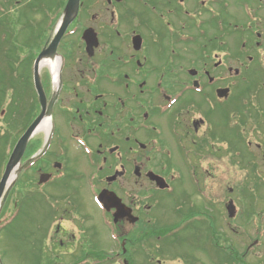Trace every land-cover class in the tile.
<instances>
[{
	"label": "flooded vegetation",
	"instance_id": "af4514ba",
	"mask_svg": "<svg viewBox=\"0 0 264 264\" xmlns=\"http://www.w3.org/2000/svg\"><path fill=\"white\" fill-rule=\"evenodd\" d=\"M77 9L57 73H40L48 149L37 157L38 133L20 163L32 159L17 201L28 185L26 203H48L49 253L62 238V258L75 256L67 263L102 254L98 264H264V0H79ZM29 92L13 101L26 109L13 105L15 132L40 113ZM85 190L125 206L117 222L115 208L99 209L110 250L94 246ZM160 195L177 223L156 230Z\"/></svg>",
	"mask_w": 264,
	"mask_h": 264
},
{
	"label": "rangeland",
	"instance_id": "374dc122",
	"mask_svg": "<svg viewBox=\"0 0 264 264\" xmlns=\"http://www.w3.org/2000/svg\"><path fill=\"white\" fill-rule=\"evenodd\" d=\"M52 3H54V1H52ZM24 15L26 16H24L22 20H29L28 13ZM1 16H2V13L0 12V17ZM39 21H40V24H42L43 22L45 23V19L44 20L41 19ZM27 31L28 30L22 29L21 35L17 38V42H20L21 44L24 43L28 47L31 48L32 52H31L30 59L32 60V57L35 56L40 51L39 49L41 48V45L46 35L41 34L37 30L30 29L28 32ZM21 53L22 55L28 56L30 54V50L29 48H22ZM27 76H29L28 70L25 73L26 78ZM262 79L263 78H260L259 81H261ZM252 82H254V84L252 85V88H254V86L257 85L258 80L256 82L253 80ZM4 83L5 82H2V83L0 82V101H1V94L3 91L2 89H3ZM28 85H29V82H28ZM250 86H251V83H247L246 89H249ZM17 90H18V97L21 96L29 100V97H30L29 90L31 89L27 87V84L24 85L22 82H18L16 91ZM240 93H241V90L235 91V98L238 97ZM18 97L15 96V98H18ZM242 98L240 97L239 99H242ZM244 98H246V100L249 99L248 95L244 96ZM7 101H8V97H7L6 102ZM24 102H25L24 100L19 99L16 103V106H15V102L13 105L16 108L21 105L22 111L26 112V109L24 107ZM13 113H14V109L11 108V110L5 114L7 116L6 120L10 124L11 129L8 128L10 132L11 130H13L11 127V123L13 120ZM1 124H2V120L0 117V134L4 132L9 133L7 130V127L5 125L2 126ZM13 133L14 132H12L11 134ZM21 134L22 132L20 133V135ZM17 137L18 135L14 137V140ZM5 144H6V139H4V143L0 141V162L2 160V156L4 153ZM1 169L3 170V167H0V171ZM17 191L18 189H16L15 191H13V193L10 194V196L8 197L9 200L7 199L8 201H6L7 203H5L6 206L4 205L5 207L0 212V264H37L40 258L39 245H41L42 243V237H41L42 235L40 236L39 230H36V228H38L39 223L44 222L45 230L49 232V234L50 233L53 234V226H54V224L52 223L53 219L49 216L47 219H44L46 216L45 214H49L47 213V210L45 208L41 207L43 212H40L38 206L30 205L27 208L25 207V210L22 212L20 217H17V220H14L13 222L12 220L9 221L8 217L11 214L12 206L14 203V200H13L15 196L14 193ZM63 193L66 194L67 192L65 191ZM70 196H72V192H70ZM160 197L162 198L161 199L162 203L160 205L162 206L164 211L161 215L155 214L156 217H159V218L156 223L157 226L153 225L154 228L156 229L159 228V230L167 229L169 228L168 226L174 225L177 223L176 217L173 214V209H172L173 200L165 199L166 197H163V195H160ZM79 200L83 206L82 208L83 215L87 216V218H89V216L91 215L93 216L95 220V223H94L95 228H92V234L95 235V240H96L95 242L96 245L94 244L95 248L107 249V250L112 249L113 246L110 243V241H108L107 233L104 230V222H105L104 216L101 213V211L98 209L97 205L93 204L94 202L93 197L89 198V195L87 194L85 190L80 193ZM29 204H33V203L31 202ZM92 227H93V222H92ZM90 231H91V228H90ZM250 236H252V234H250ZM61 241H64V240H62L61 238L56 243H53V241H51V244H50L51 249H52L51 252L53 254L62 256L63 253H61L62 248L60 246ZM154 248H160L159 244ZM185 248L189 249L188 246H186ZM65 259L66 261H71V260L73 261V259H75V256L73 255V258L65 257Z\"/></svg>",
	"mask_w": 264,
	"mask_h": 264
},
{
	"label": "water",
	"instance_id": "95a60500",
	"mask_svg": "<svg viewBox=\"0 0 264 264\" xmlns=\"http://www.w3.org/2000/svg\"><path fill=\"white\" fill-rule=\"evenodd\" d=\"M73 1V0H72ZM70 10V7L68 8V11ZM74 10V9H73ZM70 14H72V10H70L69 12ZM70 18V16H66L64 23L62 24V26H60L59 30H58V36L57 38L54 39L53 43L49 46V49H47L46 51H43L42 54L39 57V61L43 58V57H50L53 58V56L55 55V48H56V44L59 40V37L61 36V34L64 32V28L66 26V23L68 21V19ZM64 25V26H63ZM38 61V63H39ZM37 63V65H38ZM36 83H37V90H38V94L40 96V101L42 104V115L41 117L29 128V130L27 131V133L25 134V136L20 140V142L18 143V145L16 146L15 150L13 151L9 163L7 165L6 168V173L2 179V181L0 182V199L2 198V194L3 191L5 189V186L10 178V174L12 173V171L17 168L18 163L24 153L25 147H26V143L27 140L29 139V137L38 129L39 127V121L40 119L43 117V115L45 114V98H44V94L42 91V88L40 86L38 77L36 76ZM48 111L50 112V106L48 108ZM6 197V196H5ZM5 197L3 198V201L5 200ZM115 196L112 195L111 193L108 192H102L99 196V202L104 206V208L108 211H110L111 209L115 208L117 210V214L115 216V222H117L119 219L123 218L124 216V210L125 207L123 205H120L119 201H115L114 202V198Z\"/></svg>",
	"mask_w": 264,
	"mask_h": 264
},
{
	"label": "trees",
	"instance_id": "16d2710c",
	"mask_svg": "<svg viewBox=\"0 0 264 264\" xmlns=\"http://www.w3.org/2000/svg\"><path fill=\"white\" fill-rule=\"evenodd\" d=\"M9 56H11V54H9ZM7 63V67L5 68V71H10V70H12V68H13V65H12V62L11 61H9V62H6ZM2 67H4V66H0V74L1 75H3V70H2ZM6 73H4V75H5Z\"/></svg>",
	"mask_w": 264,
	"mask_h": 264
},
{
	"label": "bare ground",
	"instance_id": "6f19581e",
	"mask_svg": "<svg viewBox=\"0 0 264 264\" xmlns=\"http://www.w3.org/2000/svg\"><path fill=\"white\" fill-rule=\"evenodd\" d=\"M55 64H56V61H54V60H52ZM48 62H50L51 63V67L53 66L52 65V62L51 61H48ZM41 130H45V126H41Z\"/></svg>",
	"mask_w": 264,
	"mask_h": 264
}]
</instances>
